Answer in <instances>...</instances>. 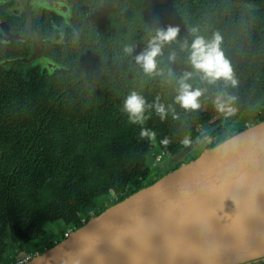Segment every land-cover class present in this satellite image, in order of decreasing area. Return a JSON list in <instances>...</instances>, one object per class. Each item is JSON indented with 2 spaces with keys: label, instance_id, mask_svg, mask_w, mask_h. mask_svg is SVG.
Returning a JSON list of instances; mask_svg holds the SVG:
<instances>
[{
  "label": "trees",
  "instance_id": "16d2710c",
  "mask_svg": "<svg viewBox=\"0 0 264 264\" xmlns=\"http://www.w3.org/2000/svg\"><path fill=\"white\" fill-rule=\"evenodd\" d=\"M69 1L72 29L51 52L60 68L27 78L0 69V264L28 253L50 224L79 228L152 184L145 183L149 149L171 158L187 145L182 138L191 142L202 127L222 123L212 133L220 137L217 145L245 129L236 124L226 137L233 116L256 107L264 116V1L255 8L232 0ZM168 25L179 27L178 41L191 40L192 26L206 36L220 33L238 80L227 88L237 97L234 115L224 117L211 103L225 90L222 81L209 85L194 76L193 86L206 89L203 106L186 112L173 101L174 82L146 76L136 64L149 29ZM129 44L133 51L127 55L123 48ZM173 51L176 60L169 61ZM157 60L165 74L168 67L177 75L191 70L176 42L165 45ZM133 89L149 104L159 97L177 114L161 120L149 109L145 126L157 133L155 141L141 138L140 126L129 124L121 111ZM165 137L166 146L160 143Z\"/></svg>",
  "mask_w": 264,
  "mask_h": 264
},
{
  "label": "water",
  "instance_id": "95a60500",
  "mask_svg": "<svg viewBox=\"0 0 264 264\" xmlns=\"http://www.w3.org/2000/svg\"><path fill=\"white\" fill-rule=\"evenodd\" d=\"M204 136L172 159L185 157ZM260 261H264V120L107 207L25 264Z\"/></svg>",
  "mask_w": 264,
  "mask_h": 264
},
{
  "label": "clouds",
  "instance_id": "9594fccd",
  "mask_svg": "<svg viewBox=\"0 0 264 264\" xmlns=\"http://www.w3.org/2000/svg\"><path fill=\"white\" fill-rule=\"evenodd\" d=\"M179 27L168 25L167 27H157L149 29L146 47L142 52L135 56V62L146 76L164 77L165 84H173L174 91L173 101L181 109L188 111L200 110L203 106L202 97L206 89L194 87L192 80L198 76L202 83L215 85L223 82L224 91L215 94L211 103L215 110L224 117L232 116L236 113L237 97L228 92L227 88H235L238 84L232 63L226 57L224 49L221 47L222 36L218 31L212 32L211 36L201 34L198 26L189 28L191 40L178 41ZM179 43L180 50L185 52V64L189 65L191 70H184L181 74L168 67L165 74L164 69L158 67L157 58L162 56L165 45ZM125 54L130 55L133 51L132 45H125L123 48ZM169 61L176 60V53L173 51L168 56ZM149 109H154L155 114L164 120L171 112L173 119H177V114L173 106L167 107L164 103L157 100L151 104L146 102L145 97L135 89L131 90L123 99L121 111L126 114L127 121L131 125H138L139 136L147 138L149 141H155L157 133L151 128L146 127V122L151 116ZM168 138H163L160 143L167 145ZM183 144H188V137L182 138Z\"/></svg>",
  "mask_w": 264,
  "mask_h": 264
},
{
  "label": "flooded vegetation",
  "instance_id": "af4514ba",
  "mask_svg": "<svg viewBox=\"0 0 264 264\" xmlns=\"http://www.w3.org/2000/svg\"><path fill=\"white\" fill-rule=\"evenodd\" d=\"M261 1L264 0L236 3L255 8L259 7L257 3ZM71 19L72 3L69 0H0V69L5 74L15 73L24 78L36 74L41 76L52 74L60 67L51 52L62 44L66 33L72 29ZM44 64H47L46 69ZM259 112L260 108L256 107L251 114H241L230 118L233 126L226 137L235 132L236 124L242 123L246 128L262 121L264 116ZM221 124L199 129L195 138L202 134L205 136L182 159L173 160L172 157L168 158L164 152H158L156 148L149 149L148 159L155 166L149 167V163L146 162L149 172L145 183H154L186 163L188 156L196 158L205 149L216 145L220 137L212 133ZM153 150L158 153H154ZM164 157L166 159L163 161ZM50 243L48 242L46 247Z\"/></svg>",
  "mask_w": 264,
  "mask_h": 264
},
{
  "label": "rangeland",
  "instance_id": "374dc122",
  "mask_svg": "<svg viewBox=\"0 0 264 264\" xmlns=\"http://www.w3.org/2000/svg\"><path fill=\"white\" fill-rule=\"evenodd\" d=\"M43 63V62H41ZM45 69L47 68V64H44ZM255 111V110H253ZM154 153H158L156 150H153ZM166 159V157L163 158V161ZM148 163H149V167H153L155 166V164L152 163V161H150V159H148ZM64 225L61 222H55L53 224H50L49 226H47L46 228V233L43 237L33 241L31 244H29L28 250L30 252H39L42 249H45L46 244L48 242H51L53 244H56L57 242H59L60 240H62L63 238L61 237V234L64 230Z\"/></svg>",
  "mask_w": 264,
  "mask_h": 264
},
{
  "label": "built area",
  "instance_id": "2783aa9c",
  "mask_svg": "<svg viewBox=\"0 0 264 264\" xmlns=\"http://www.w3.org/2000/svg\"><path fill=\"white\" fill-rule=\"evenodd\" d=\"M260 113V112H259ZM85 221L82 219L81 223H84ZM77 228L71 229V228H64L61 237L65 238L67 237L71 231L75 230ZM38 252H28L25 255H23L22 257L18 258L16 261L11 262L9 264H25L27 261H29L35 254H37Z\"/></svg>",
  "mask_w": 264,
  "mask_h": 264
}]
</instances>
